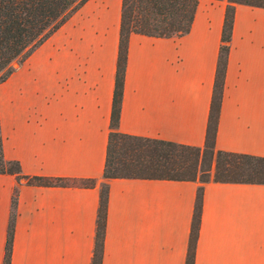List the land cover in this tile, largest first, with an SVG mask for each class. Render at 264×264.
<instances>
[{
  "label": "crops",
  "instance_id": "0c3cea01",
  "mask_svg": "<svg viewBox=\"0 0 264 264\" xmlns=\"http://www.w3.org/2000/svg\"><path fill=\"white\" fill-rule=\"evenodd\" d=\"M121 0H86L0 83L5 160L24 176L93 179L33 186L0 175V264L17 186L9 264H90L103 181ZM225 0H198L188 33L127 43L116 131L201 147ZM215 149L264 158V8L235 5ZM193 264H264V184L107 180L100 264H184L197 188Z\"/></svg>",
  "mask_w": 264,
  "mask_h": 264
},
{
  "label": "trees",
  "instance_id": "16d2710c",
  "mask_svg": "<svg viewBox=\"0 0 264 264\" xmlns=\"http://www.w3.org/2000/svg\"><path fill=\"white\" fill-rule=\"evenodd\" d=\"M86 0H0V83ZM213 89L204 142L201 147L134 137L116 131L123 88L128 38L138 34L155 38L180 37L188 33L198 0H121L117 56L111 99L103 181L90 264H100L103 253L107 180L114 178L173 181H209L264 184V158L215 149V131L223 90L235 5L264 8V0H225ZM11 175L33 186L92 187L93 179L24 176L17 161L5 160L0 137V175ZM17 186L12 190L6 227L3 264H9L15 218ZM202 188L198 187L190 222L184 264H193L199 228Z\"/></svg>",
  "mask_w": 264,
  "mask_h": 264
},
{
  "label": "rangeland",
  "instance_id": "374dc122",
  "mask_svg": "<svg viewBox=\"0 0 264 264\" xmlns=\"http://www.w3.org/2000/svg\"><path fill=\"white\" fill-rule=\"evenodd\" d=\"M18 63H19V62H14V63L12 64V69H14L15 67H17Z\"/></svg>",
  "mask_w": 264,
  "mask_h": 264
}]
</instances>
